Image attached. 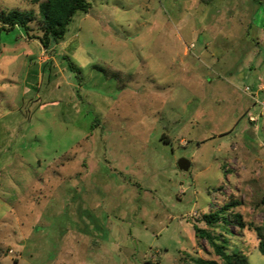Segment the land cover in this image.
Wrapping results in <instances>:
<instances>
[{
  "label": "rangeland",
  "instance_id": "obj_1",
  "mask_svg": "<svg viewBox=\"0 0 264 264\" xmlns=\"http://www.w3.org/2000/svg\"><path fill=\"white\" fill-rule=\"evenodd\" d=\"M86 2L48 51L0 31V264L219 261L194 226L264 264L201 219L264 229V0Z\"/></svg>",
  "mask_w": 264,
  "mask_h": 264
},
{
  "label": "trees",
  "instance_id": "obj_2",
  "mask_svg": "<svg viewBox=\"0 0 264 264\" xmlns=\"http://www.w3.org/2000/svg\"><path fill=\"white\" fill-rule=\"evenodd\" d=\"M37 5V12L34 11H2L0 13V31H11L15 28L24 30L27 39L37 40L43 50L48 51L53 44H58L64 40L67 27L77 12H87L90 5L86 0H30ZM204 1V0H203ZM37 24V34L30 35L32 31L30 24ZM71 71L80 74L71 62L68 64ZM264 204V195L261 199ZM239 206V202L230 201L224 204L220 210L204 214L201 219L208 227L222 224L223 226L234 225L238 229H248L256 233L258 241V251L264 256V229L261 226H254L247 223L243 216L235 213L233 209ZM225 213V215H222ZM196 237L206 239L210 244L214 254L219 261L198 259L197 264H250L247 256L242 252L227 253L226 248L218 236L210 233L206 229H200L194 226ZM220 238V239H219Z\"/></svg>",
  "mask_w": 264,
  "mask_h": 264
},
{
  "label": "water",
  "instance_id": "obj_3",
  "mask_svg": "<svg viewBox=\"0 0 264 264\" xmlns=\"http://www.w3.org/2000/svg\"><path fill=\"white\" fill-rule=\"evenodd\" d=\"M177 165L181 171H187L189 169V166H190L189 162L185 159L179 160Z\"/></svg>",
  "mask_w": 264,
  "mask_h": 264
},
{
  "label": "built area",
  "instance_id": "obj_4",
  "mask_svg": "<svg viewBox=\"0 0 264 264\" xmlns=\"http://www.w3.org/2000/svg\"><path fill=\"white\" fill-rule=\"evenodd\" d=\"M261 91H264V85L261 86ZM260 105L264 108V102H261ZM250 122L255 123L256 119L254 117H250Z\"/></svg>",
  "mask_w": 264,
  "mask_h": 264
}]
</instances>
